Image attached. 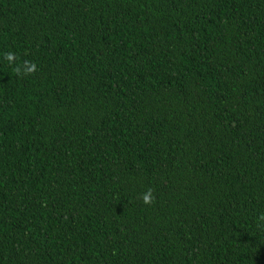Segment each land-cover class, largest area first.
Returning a JSON list of instances; mask_svg holds the SVG:
<instances>
[{"label":"trees","instance_id":"obj_1","mask_svg":"<svg viewBox=\"0 0 264 264\" xmlns=\"http://www.w3.org/2000/svg\"><path fill=\"white\" fill-rule=\"evenodd\" d=\"M262 215L264 0H0V264H264Z\"/></svg>","mask_w":264,"mask_h":264},{"label":"clouds","instance_id":"obj_2","mask_svg":"<svg viewBox=\"0 0 264 264\" xmlns=\"http://www.w3.org/2000/svg\"><path fill=\"white\" fill-rule=\"evenodd\" d=\"M4 59L8 62L9 65H13L14 63H16L18 58L14 53L9 52L4 55ZM13 70L17 75H29L34 74L37 71V66L35 63H32L30 61H24L22 65L16 64ZM141 198L146 205H150L151 203H153L154 196L152 194V190L149 189L148 192L143 194ZM260 219H264V215H262Z\"/></svg>","mask_w":264,"mask_h":264}]
</instances>
